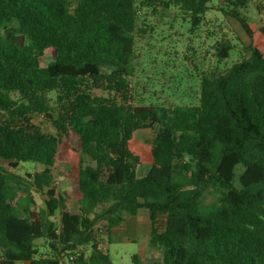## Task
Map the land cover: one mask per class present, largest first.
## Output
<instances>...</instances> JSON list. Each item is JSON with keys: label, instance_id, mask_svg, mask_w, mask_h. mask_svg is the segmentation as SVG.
<instances>
[{"label": "trees", "instance_id": "16d2710c", "mask_svg": "<svg viewBox=\"0 0 264 264\" xmlns=\"http://www.w3.org/2000/svg\"><path fill=\"white\" fill-rule=\"evenodd\" d=\"M210 1L0 0V159L11 169L0 165V264H112L113 230L141 209L163 257L134 264H264V48L202 73L195 105L133 96L141 8L177 6L193 32ZM240 24L252 38L246 17ZM231 50L225 43L218 57ZM26 162L43 170L12 171ZM56 165L77 183L75 209L57 192Z\"/></svg>", "mask_w": 264, "mask_h": 264}, {"label": "rangeland", "instance_id": "374dc122", "mask_svg": "<svg viewBox=\"0 0 264 264\" xmlns=\"http://www.w3.org/2000/svg\"><path fill=\"white\" fill-rule=\"evenodd\" d=\"M77 1L72 0L74 4ZM234 1L211 0L200 25L193 32L190 31V14L177 6L166 8L154 3L141 8L134 52L133 96L136 102L195 105L200 96L202 73L215 69L227 70L248 57L252 46L264 48V36L259 30L264 26V0H249L239 8L230 5ZM243 17H246L252 29V38H248L240 24ZM225 43H229L232 50L226 59H220L218 53ZM97 94L106 95L104 92ZM31 121L43 132L55 134L51 121L42 115L32 116ZM151 136V131L147 130L137 133L138 148L145 147ZM71 146H76L75 139ZM0 165L10 169L9 163L4 159H0ZM42 170L41 164L26 162L12 171L26 176L27 173L34 175ZM64 173V166L56 165L53 168L57 192L66 198L69 209H75L78 200L77 183ZM143 173L144 169H141L140 175ZM34 197L37 207L45 208L43 194L34 193ZM214 200V193H206L205 203L209 204ZM164 223L165 217L162 216L158 221L160 230H163ZM150 232L148 210L141 209L135 216L127 215L126 221L113 230L111 239L106 244V252L112 264H134V255L145 263L162 261V251L149 244ZM36 245L41 252L48 251L44 239L37 240ZM89 248L88 246V251Z\"/></svg>", "mask_w": 264, "mask_h": 264}, {"label": "crops", "instance_id": "0c3cea01", "mask_svg": "<svg viewBox=\"0 0 264 264\" xmlns=\"http://www.w3.org/2000/svg\"><path fill=\"white\" fill-rule=\"evenodd\" d=\"M141 259V258H140ZM142 262H145V261H143V260H141Z\"/></svg>", "mask_w": 264, "mask_h": 264}]
</instances>
